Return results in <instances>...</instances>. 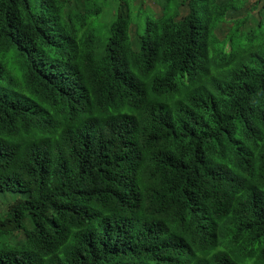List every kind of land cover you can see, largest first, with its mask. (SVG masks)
Returning a JSON list of instances; mask_svg holds the SVG:
<instances>
[{
    "label": "trees",
    "instance_id": "16d2710c",
    "mask_svg": "<svg viewBox=\"0 0 264 264\" xmlns=\"http://www.w3.org/2000/svg\"><path fill=\"white\" fill-rule=\"evenodd\" d=\"M108 1L0 0V264H264V19Z\"/></svg>",
    "mask_w": 264,
    "mask_h": 264
},
{
    "label": "rangeland",
    "instance_id": "374dc122",
    "mask_svg": "<svg viewBox=\"0 0 264 264\" xmlns=\"http://www.w3.org/2000/svg\"><path fill=\"white\" fill-rule=\"evenodd\" d=\"M107 1V0H105ZM132 1V2H131ZM130 4L133 5V11L135 12L137 8H140L141 10H149L150 12H153L154 14H158L160 12V8L162 4L164 3V0H131ZM108 15L111 16L112 12L114 11V8L116 6L117 0H109L108 1ZM243 4L239 8V10L235 13H239L238 18H242V15H246L247 13L250 15L257 16L258 13H260V17L264 19V7L263 2H260V0H242ZM259 2V5L257 7V4ZM107 6L104 8V13H106ZM234 13V14H235ZM232 15V14H230ZM140 21L142 20V16L139 17ZM98 23L100 25L105 24V16H101L98 20ZM231 22L226 23L218 32H216V36L219 37V40L223 39L224 36H227V30L226 28L229 27ZM135 26H131V30L134 29Z\"/></svg>",
    "mask_w": 264,
    "mask_h": 264
}]
</instances>
